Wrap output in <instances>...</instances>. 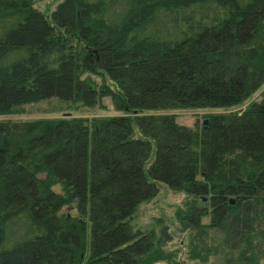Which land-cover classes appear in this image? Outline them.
I'll list each match as a JSON object with an SVG mask.
<instances>
[{"label": "trees", "instance_id": "trees-1", "mask_svg": "<svg viewBox=\"0 0 264 264\" xmlns=\"http://www.w3.org/2000/svg\"><path fill=\"white\" fill-rule=\"evenodd\" d=\"M262 85L264 0H62L50 15L0 0V115L53 97L122 113L0 122V264L174 261L163 219L131 222L158 183L192 197L174 213L188 257L205 261L195 240L219 230L225 264H258L264 88L200 129L159 112L235 107Z\"/></svg>", "mask_w": 264, "mask_h": 264}, {"label": "rangeland", "instance_id": "rangeland-1", "mask_svg": "<svg viewBox=\"0 0 264 264\" xmlns=\"http://www.w3.org/2000/svg\"><path fill=\"white\" fill-rule=\"evenodd\" d=\"M33 6L46 15L55 9L57 4L62 0H32ZM90 76L94 81L95 86H99L103 83L109 84L112 88H116L114 84L103 78L100 75H92L84 73L82 78ZM255 91L249 99H247L241 105L225 108V109H176L167 110L159 113L172 114L175 116L176 122L185 125L189 128L200 129L203 126V120L207 119L211 114L215 113H233L242 111L251 101H257L260 99L261 90ZM100 103L94 107H85L81 102H63L55 97L50 100H43L36 103L26 104L22 107L20 112L0 115V122H22L25 120L39 119V118H69V117H108L122 114L120 111L114 109L109 97H102ZM136 135L139 133L137 128L134 127ZM153 158V154L151 159ZM148 161L149 163L151 162ZM41 178L44 174L39 175ZM55 192L60 191V186L55 184L53 187ZM192 197L188 196L184 192L174 191L169 189L164 184L158 183V193L150 201L141 203L131 219L132 225L136 229L147 230L150 228H156L159 230L160 223L156 222L158 218L163 219L161 225H166L169 231L172 233V240H170L164 247L166 251H171L174 256V261L159 260L153 264H225L223 257V246L221 243L222 232L219 230H209L208 235L204 236L203 240H195V244L204 247L207 255L205 261L200 259H192L188 257V232L180 231L177 220L174 218V213L178 208H185V203L191 200ZM61 213L76 215L77 211L74 207L65 206L60 210ZM205 223L208 222V217L203 219ZM264 231V226L258 224V233ZM262 253H264V237L258 240ZM218 247V248H217ZM203 254V252H199ZM258 264H264V254H261Z\"/></svg>", "mask_w": 264, "mask_h": 264}, {"label": "water", "instance_id": "water-1", "mask_svg": "<svg viewBox=\"0 0 264 264\" xmlns=\"http://www.w3.org/2000/svg\"><path fill=\"white\" fill-rule=\"evenodd\" d=\"M207 123H208V120H207V119H204V120H203V125L205 126ZM201 199H202V201H206L207 198H206L205 196H203ZM229 202H230L231 204H233V203H234V198H230V199H229Z\"/></svg>", "mask_w": 264, "mask_h": 264}]
</instances>
